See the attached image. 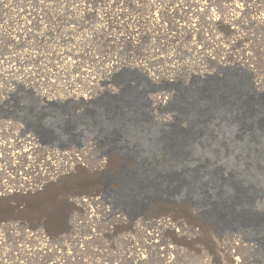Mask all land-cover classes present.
<instances>
[{
  "label": "rangeland",
  "instance_id": "rangeland-1",
  "mask_svg": "<svg viewBox=\"0 0 264 264\" xmlns=\"http://www.w3.org/2000/svg\"><path fill=\"white\" fill-rule=\"evenodd\" d=\"M223 68L264 91V0H0V107L24 94L88 103L124 80L147 90V111L166 128L175 88ZM123 159L91 133L60 148L0 116V264H264L254 240L216 229L189 200L116 212L102 180ZM163 219L173 228L153 222Z\"/></svg>",
  "mask_w": 264,
  "mask_h": 264
},
{
  "label": "water",
  "instance_id": "water-1",
  "mask_svg": "<svg viewBox=\"0 0 264 264\" xmlns=\"http://www.w3.org/2000/svg\"><path fill=\"white\" fill-rule=\"evenodd\" d=\"M120 82L118 93L82 104L44 105L24 94L0 116L17 117L42 144L80 145L91 133L102 152H121L123 162L102 180L116 212L135 218L158 200L185 199L216 229L239 231L264 249V91L251 75L223 68L176 87L166 128L147 111V90Z\"/></svg>",
  "mask_w": 264,
  "mask_h": 264
},
{
  "label": "bare ground",
  "instance_id": "bare-ground-1",
  "mask_svg": "<svg viewBox=\"0 0 264 264\" xmlns=\"http://www.w3.org/2000/svg\"><path fill=\"white\" fill-rule=\"evenodd\" d=\"M202 6V5H201ZM211 12V11H210ZM209 15V19H208V21H212V22H217V21H219V19L220 18H218V14H215V13H210V14H208ZM207 19V18H206ZM205 19V20H206ZM263 19V18H262ZM234 20V19H233ZM221 21V20H220ZM175 24H177V23H175ZM182 24V23H181ZM216 24V23H215ZM230 23L228 22V25H229ZM178 26V25H177ZM182 26V25H181ZM189 28H188V27ZM186 27L188 28V29H190L189 31H191V27H193L194 28V26H191V24H189V25H187ZM191 26V27H190ZM185 27V28H186ZM182 28V27H181ZM184 28V29H185ZM231 28V27H230ZM232 29H233V27H232ZM161 30V29H160ZM187 30V29H186ZM194 31H195V28L193 29ZM234 31V30H233ZM165 32V31H164ZM191 33V32H190ZM215 35V34H214ZM180 37V36H179ZM217 41V40H216ZM218 42V41H217ZM199 48V47H198ZM203 50V49H202ZM198 51V50H197ZM174 53V52H173ZM204 53H207V52H204ZM209 54V53H208ZM168 55V54H167ZM60 56V55H59ZM168 56H171V55H168ZM114 60V59H113ZM110 63H111V61H110ZM113 63V62H112ZM123 63V62H122ZM122 63H121V65H122ZM111 65V64H110ZM112 66H113V64H112ZM115 66V65H114ZM117 67L119 66V65H116ZM156 74V73H155ZM156 76V75H155ZM172 77V76H171ZM74 96H78V94H74ZM162 100H163V96H162ZM33 147V146H32ZM29 150H30V148H29ZM29 150L27 149V150H22V151H24V152H29ZM24 154H26V153H24ZM11 198V197H10ZM87 199H89V197L87 198ZM5 200V199H4ZM8 201V200H7ZM88 200H84L83 201V199H80V200H77L76 202H78V203H83V204H86L87 205V202ZM79 205V204H78ZM117 216V215H116ZM122 216V215H121ZM120 216V217H121ZM118 218V217H117ZM120 219H123V218H120ZM154 222V224H156V225H158V226H160V227H163V228H166V227H170V228H173L172 227V224H170L169 223V221L167 220V219H163V220H161V223L158 221V220H155V221H153ZM147 232V231H146ZM148 236H149V234H147ZM234 248H235V246H233ZM230 251V250H229ZM230 253V256H231V254L233 255V251H230L229 252ZM139 257V256H138ZM141 257V256H140ZM235 264H238L237 262H234Z\"/></svg>",
  "mask_w": 264,
  "mask_h": 264
}]
</instances>
